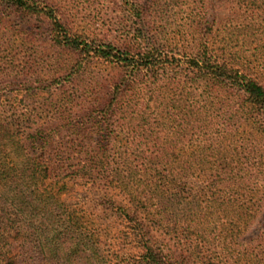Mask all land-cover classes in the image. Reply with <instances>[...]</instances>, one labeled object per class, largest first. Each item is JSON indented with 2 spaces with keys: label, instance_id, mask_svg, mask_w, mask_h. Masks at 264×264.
<instances>
[{
  "label": "trees",
  "instance_id": "1",
  "mask_svg": "<svg viewBox=\"0 0 264 264\" xmlns=\"http://www.w3.org/2000/svg\"><path fill=\"white\" fill-rule=\"evenodd\" d=\"M116 1L106 39L0 0V82L27 68L12 19L44 20L75 60L46 93L0 88V264H264V0ZM165 8L184 13L172 36ZM91 64L112 81L74 111L66 84ZM39 99L58 117L31 122Z\"/></svg>",
  "mask_w": 264,
  "mask_h": 264
},
{
  "label": "rangeland",
  "instance_id": "2",
  "mask_svg": "<svg viewBox=\"0 0 264 264\" xmlns=\"http://www.w3.org/2000/svg\"><path fill=\"white\" fill-rule=\"evenodd\" d=\"M49 5L55 7L59 12L60 17L63 21L71 24L73 31L88 34L89 36L104 37L106 39L113 38L120 34V27L123 24L122 12L119 7V3L116 0H44ZM46 20V19H45ZM155 26L158 29H164L167 35L172 31L180 29L181 25L185 22L184 13L178 9H160L156 13ZM47 22V21H46ZM12 24L20 26L27 34L23 41L16 39L19 43L16 50L19 51L18 64L21 65L26 62L27 68L22 69L20 73L16 69V73H12L6 81L0 82V88L7 85L8 88H27L37 87L44 89L55 85L56 81L53 78L63 77L64 73H67L66 69L71 63H75L74 55L68 51H62L54 47L51 41L48 40V34L46 32V24L44 20H34L24 18L23 21L13 20ZM180 26V27H179ZM165 33L164 35L167 36ZM14 38L10 39L12 41ZM5 40V38H4ZM113 72L109 67L95 66L91 64L81 70L80 74L73 76L75 81V87L70 83L66 84V92L71 89H76V99L73 100L72 106L74 111H78L83 108H94L93 100L97 96H105L109 83L112 81ZM60 80V79H59ZM65 88V87H64ZM46 96V94L44 95ZM52 95L49 96V98ZM49 99H47L48 101ZM40 101L43 100H26L24 102L28 110H33L35 118H31L30 121L42 122L50 117L57 118L54 115V106L47 105L42 108L39 106ZM46 101V102H47ZM45 103V102H44ZM49 108V109H48ZM76 194H65L63 198L72 201L78 196ZM100 208V207H98ZM100 213V214H99ZM99 213L89 209L88 216L102 217L104 213L99 209ZM102 214V215H101ZM261 223L264 222L262 217ZM254 235L247 236L245 240L251 241ZM254 244L253 242L251 243Z\"/></svg>",
  "mask_w": 264,
  "mask_h": 264
}]
</instances>
